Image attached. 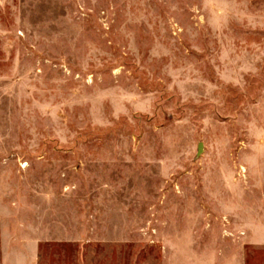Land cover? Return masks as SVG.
<instances>
[{
    "label": "rangeland",
    "instance_id": "374dc122",
    "mask_svg": "<svg viewBox=\"0 0 264 264\" xmlns=\"http://www.w3.org/2000/svg\"><path fill=\"white\" fill-rule=\"evenodd\" d=\"M29 238L264 264V0H0V264Z\"/></svg>",
    "mask_w": 264,
    "mask_h": 264
},
{
    "label": "crops",
    "instance_id": "0c3cea01",
    "mask_svg": "<svg viewBox=\"0 0 264 264\" xmlns=\"http://www.w3.org/2000/svg\"><path fill=\"white\" fill-rule=\"evenodd\" d=\"M1 260L3 264H37L38 244L35 239H28L21 245H5L2 247Z\"/></svg>",
    "mask_w": 264,
    "mask_h": 264
},
{
    "label": "water",
    "instance_id": "95a60500",
    "mask_svg": "<svg viewBox=\"0 0 264 264\" xmlns=\"http://www.w3.org/2000/svg\"><path fill=\"white\" fill-rule=\"evenodd\" d=\"M199 148H200V146H199Z\"/></svg>",
    "mask_w": 264,
    "mask_h": 264
}]
</instances>
